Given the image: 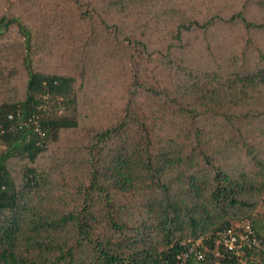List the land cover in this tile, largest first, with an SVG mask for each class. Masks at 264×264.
I'll return each mask as SVG.
<instances>
[{"label": "trees", "instance_id": "16d2710c", "mask_svg": "<svg viewBox=\"0 0 264 264\" xmlns=\"http://www.w3.org/2000/svg\"><path fill=\"white\" fill-rule=\"evenodd\" d=\"M14 28L0 264H181L198 240L186 264H264L247 243L209 254L264 201V0H0Z\"/></svg>", "mask_w": 264, "mask_h": 264}, {"label": "rangeland", "instance_id": "374dc122", "mask_svg": "<svg viewBox=\"0 0 264 264\" xmlns=\"http://www.w3.org/2000/svg\"><path fill=\"white\" fill-rule=\"evenodd\" d=\"M52 34H38V39L36 40V44L40 47L44 44V37L51 36ZM22 42V37L14 28L7 34H4L0 37V103L5 99H12L13 97L11 94L15 88H19L25 82L26 77L21 66L22 59L20 57V43ZM7 50V51H6ZM60 53V52H59ZM38 55H41L39 52ZM8 61V63H7ZM40 61V62H38ZM38 68L50 70V72H57L62 70L63 63L59 59L49 58L47 56L41 55V59H38ZM36 57H34V65H36ZM13 69L18 70V74L16 71L11 72ZM10 74V75H9ZM8 77L13 78L11 80ZM9 80V82L6 81ZM5 80V82H4ZM20 91V89H19ZM22 94H20L21 96ZM16 97V96H15ZM75 133L73 135H68L67 138L74 139ZM5 145L0 141V150L5 149ZM17 159L13 160V164H10V169L13 178L15 179L16 183H19L20 179V171L22 170V162H16ZM40 160V159H39ZM18 161V160H17ZM43 161H40L42 164ZM260 199V198H258ZM264 201L257 200L254 208V212L251 214L245 215H238L232 220L231 226L240 228L243 224L251 220L257 228H260L264 232ZM249 216L252 219H249ZM201 242L198 240L193 246Z\"/></svg>", "mask_w": 264, "mask_h": 264}, {"label": "built area", "instance_id": "2783aa9c", "mask_svg": "<svg viewBox=\"0 0 264 264\" xmlns=\"http://www.w3.org/2000/svg\"><path fill=\"white\" fill-rule=\"evenodd\" d=\"M11 119V116L9 117ZM33 124L36 121L29 120ZM37 130V128H35ZM38 131V130H37ZM218 246L220 249L215 251H209V254H213L215 258H223L225 255L230 253L240 243H247L256 250H262L264 252V237L253 228L250 221H247L240 228H227L217 233ZM198 248L203 249L200 242L190 248L187 252L180 256L181 264H186L187 261L192 258L196 262H203L205 254Z\"/></svg>", "mask_w": 264, "mask_h": 264}, {"label": "crops", "instance_id": "0c3cea01", "mask_svg": "<svg viewBox=\"0 0 264 264\" xmlns=\"http://www.w3.org/2000/svg\"><path fill=\"white\" fill-rule=\"evenodd\" d=\"M260 229V228H259ZM261 230V229H260ZM261 234L264 236V232L262 231Z\"/></svg>", "mask_w": 264, "mask_h": 264}]
</instances>
